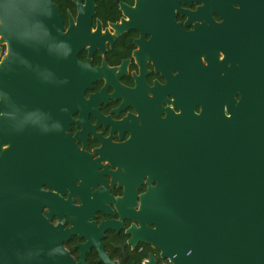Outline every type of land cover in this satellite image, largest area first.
Returning a JSON list of instances; mask_svg holds the SVG:
<instances>
[{
    "label": "flooded vegetation",
    "instance_id": "flooded-vegetation-1",
    "mask_svg": "<svg viewBox=\"0 0 264 264\" xmlns=\"http://www.w3.org/2000/svg\"><path fill=\"white\" fill-rule=\"evenodd\" d=\"M53 1L69 38L77 0ZM120 1L135 5L94 0L88 40L76 51L41 35L39 54L53 62L38 69L21 60L34 45L11 32L0 40L6 127L29 168L44 173L40 188L57 197L42 213L69 229L62 242L75 262L173 264L135 230L155 228L156 188L214 180L203 156L217 151L220 113L231 117L241 95L264 84V9L180 0L173 15L130 25Z\"/></svg>",
    "mask_w": 264,
    "mask_h": 264
},
{
    "label": "water",
    "instance_id": "water-1",
    "mask_svg": "<svg viewBox=\"0 0 264 264\" xmlns=\"http://www.w3.org/2000/svg\"><path fill=\"white\" fill-rule=\"evenodd\" d=\"M180 0H135L119 5L130 25L147 21L152 13L173 15ZM263 8L264 0H240ZM77 25L63 33L61 13L53 0H0V40L34 45L22 62L38 69L53 59L42 57L37 45L53 39L77 48L88 40L94 0H77ZM73 18L70 16V21ZM24 53V52H23ZM77 68L84 63L73 57ZM7 57L0 61V264H79L63 247L69 229L51 224L43 205L56 196L40 188L42 175L29 168L23 148L10 139L4 104ZM264 83V82H263ZM231 111V110H229ZM13 109L12 117L17 113ZM217 151L203 156V166L214 167L215 178L199 188H156L160 204L151 222L139 229V238L160 247L173 264H264V84L243 93L231 117L219 118ZM153 213V212H151ZM143 224L141 223V226ZM108 227V224H104ZM70 231H72L70 229ZM134 233V234H135Z\"/></svg>",
    "mask_w": 264,
    "mask_h": 264
}]
</instances>
